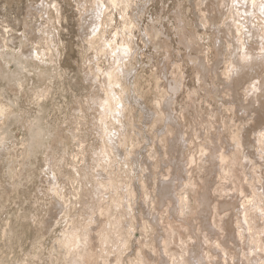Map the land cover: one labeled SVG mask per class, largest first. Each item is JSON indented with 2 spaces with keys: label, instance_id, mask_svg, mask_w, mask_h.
<instances>
[{
  "label": "rangeland",
  "instance_id": "1",
  "mask_svg": "<svg viewBox=\"0 0 264 264\" xmlns=\"http://www.w3.org/2000/svg\"><path fill=\"white\" fill-rule=\"evenodd\" d=\"M133 2L125 33L137 55L119 86L124 115L107 130L116 142L106 144L104 92L90 76L114 60L88 49L85 8L95 0H0V73H8L3 51L33 53L47 36L58 41L54 64L66 66L54 80L39 65L35 86L20 89L12 72L4 82L20 104L9 121L0 115L1 264H69L59 238L84 221L82 211L89 226L79 264H264V58L231 63L242 41L264 55V0ZM48 91L40 111L35 92ZM38 117L52 135L29 158L22 142ZM79 136L86 197L73 209V187L52 167L69 169Z\"/></svg>",
  "mask_w": 264,
  "mask_h": 264
},
{
  "label": "bare ground",
  "instance_id": "2",
  "mask_svg": "<svg viewBox=\"0 0 264 264\" xmlns=\"http://www.w3.org/2000/svg\"><path fill=\"white\" fill-rule=\"evenodd\" d=\"M88 2L89 0H87V3ZM137 2L138 1H136V3ZM133 7H134L133 0H95V3L92 6L87 5V7L85 8L86 13L88 14L86 20L88 21V23L89 21L91 22L93 28L95 27L96 29H98V31L95 34H93L92 32L93 28L91 29V38L89 41L88 49L99 50V52H101L103 56L109 54L113 57L114 60V64H109L108 67L102 64V62L100 61L97 62V64L99 65V70L96 72L94 71L95 69H93L92 67L94 74L93 77L90 76V79L97 81V85L104 92V94L101 97V101L99 103L101 105L100 119L103 124V130L107 132V134L103 136L105 138L104 141L106 144H109V141L110 143L116 142V141L114 142V133L112 136L111 133H108L107 130L111 128L112 125L115 124V120L118 119L117 113L120 112L121 109L119 108V106L123 105L124 103L123 100L124 97L121 88L117 87V85L122 86V81L124 80L123 78L126 76V72L130 70L128 66L129 64L128 57L137 55L133 42L134 38L130 39L128 36H126L125 33L126 29H130V32L133 31V25L135 24V20H133V16L129 12L130 9L133 10ZM117 12L120 18L118 17ZM249 13L250 12L246 10L244 14L240 13V15H244L245 17H248ZM118 19H120V22H123L122 30H120L118 27L119 26L117 24ZM113 26H117L115 33H113L115 35L112 34V36L109 37L110 35L107 36V32L109 28ZM7 33H9V30H7ZM6 39H7L6 44L9 47V42H12L14 38L8 37ZM235 44H236L235 46L236 53L234 58L232 57V62H231L234 68L238 67V65H245V64L249 65L250 63H259L260 60H263L261 58H264V55H260L261 52L258 53L249 52L248 46L244 41H242V43L238 42ZM57 46H58V41H56L54 38L52 39L49 36H47V38L44 39V41L41 44L35 45L33 53L31 52L30 54L28 53L19 54L16 51V49H12V51L10 52L8 51L2 52V56L6 62L5 64L7 65L6 68L8 70V73L7 72L0 73V87H1L0 115L2 117H5L7 121L10 120V117H13L14 115H18L16 111H13V107L19 106L20 104L18 98L11 97V94H9L4 84V82L7 80V77H9L10 72H12L13 80L17 81V84L20 89L23 88L25 82L28 85L35 86L38 77L40 75L39 65H42L44 67L45 72L50 78H54V76H58L59 78L64 77L66 66L65 67L63 66L62 70L60 71L57 68L56 64H54L55 48ZM24 57L27 58V61L24 60ZM165 75H167V73ZM129 76L132 75L129 74ZM55 79L56 78H54V80ZM178 81L179 80L177 79L171 82L172 86L170 85V87L173 92H175L179 86ZM35 94L37 100L36 103L41 111L43 110L44 107L43 105L44 103H46L45 100L46 98H49L50 93L48 91L47 93L35 92ZM4 98H6V102L3 101ZM118 115H124V114L118 113ZM7 121L0 120V131L3 129L4 125L7 124ZM30 122H31L30 127L28 128L30 138L23 140L22 145H23V149L26 150L25 152H27L26 156H28L29 158L30 156H34L35 158H37L39 150L44 145L46 139H48L49 136L52 135V132L42 124V119L39 117L36 118L35 120L32 121L30 120ZM6 137L7 136H3L0 142L3 143L6 140L5 139ZM78 138H80V149L72 157V161L71 163H69V169H66L64 173H62L63 170H60L57 167H52L53 175L54 174L56 175L55 177H58V174H64L66 179L70 181V184L73 187V198L70 197V201L72 203L73 209H77L79 204H81L82 201H84L83 200L84 197H86L84 195L85 188L81 176H82V166H83L82 164L86 161L87 150L85 148L84 139L81 136H79ZM261 139L262 140L264 139V134ZM56 185H57L56 182L53 181V185L51 186L52 191L53 193L62 197V193H60V191L58 190L59 187L57 188ZM66 196L67 195L65 194L64 198H66ZM191 201L192 199L190 194L186 192L182 196V202H181L182 212H184V214L190 208ZM99 206L101 207V205ZM83 213L84 212L82 211L80 214L81 216H83L84 221L81 222L80 224L78 222H75L76 224L75 229L71 232H67V233L64 232V235L61 236V238H59V243H61V245H63L66 248V254L69 258V264H72V262L74 264H79L80 260L84 257L86 251L85 244L87 240V232L85 230L88 229L89 222H88V218L84 216ZM113 225H114L113 228L116 229L115 227L117 226L116 222H114ZM117 262H120V258L117 259ZM141 262H138L137 264H142L143 262L142 263Z\"/></svg>",
  "mask_w": 264,
  "mask_h": 264
},
{
  "label": "snow or ice",
  "instance_id": "3",
  "mask_svg": "<svg viewBox=\"0 0 264 264\" xmlns=\"http://www.w3.org/2000/svg\"><path fill=\"white\" fill-rule=\"evenodd\" d=\"M114 7H115V5H114ZM260 7H261L262 14H264V4L260 5ZM97 31H98V29H96L95 27L92 29L93 34H95ZM113 35H115V34H113ZM117 87H119V85H117ZM261 191L264 192V185H262Z\"/></svg>",
  "mask_w": 264,
  "mask_h": 264
}]
</instances>
